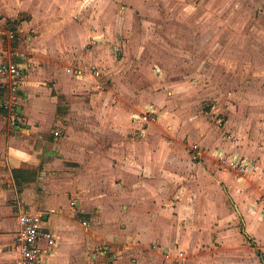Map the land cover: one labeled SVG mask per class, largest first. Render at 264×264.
Returning <instances> with one entry per match:
<instances>
[{
	"label": "crops",
	"instance_id": "1",
	"mask_svg": "<svg viewBox=\"0 0 264 264\" xmlns=\"http://www.w3.org/2000/svg\"><path fill=\"white\" fill-rule=\"evenodd\" d=\"M64 1L43 0V12L47 17L55 15L60 10L58 3ZM62 26L46 22L41 28L49 41L43 43L55 46L57 32L64 30L60 29ZM13 30L17 34L18 29ZM70 31L72 42L67 41L65 46L72 50V55L83 57L84 38L79 36L82 31L73 28ZM3 61L6 60L0 63ZM18 63L23 67L24 77L17 101L16 127H12L15 125L11 124L9 112L0 108V264H16L13 246L20 229L19 213L39 212L31 210L35 209V200L27 195L24 184L18 186L13 169L36 170L43 160L44 172L54 167L66 168V161L75 163L72 198L76 200L74 207L68 204V196L62 195L59 198L65 200L59 204L65 205V212L44 217L56 239L52 247L43 243L47 250L45 264H101L105 258L106 264H263L260 257L258 260L246 256L254 247L256 253L260 249L264 255V245L255 231L264 227L263 211L256 206L253 216L242 209L249 229L238 230L233 220L238 217L227 207L232 201L242 208L253 190L243 182L244 178L222 169L220 161L232 164L230 167L235 169L238 162L247 165L246 171L254 170L255 165L242 153L227 150L224 146L232 145L220 137L216 127L205 126L206 130H202L200 121L192 117L190 120L195 123L192 126H196L191 129L182 128L181 118L141 121L142 114L156 116L155 110L128 115L129 109L108 102L97 103V93L85 99L83 83L75 81L65 90L63 84L58 85L59 77L57 85L68 98V110L58 117V96L52 88L40 84L43 75L26 74V63ZM48 72L57 76L59 71ZM73 73L79 81L86 75L80 68ZM74 86L79 88L77 96L71 92ZM41 95L51 104L45 126L34 116ZM54 124L63 128L54 129L55 135L64 133L55 137L52 144L51 149L57 150L55 155L46 152L49 144L46 135L52 133ZM208 132H214L216 139L211 133L209 137ZM102 140L105 143L100 146ZM11 193L17 199L16 206L9 202ZM57 199L56 195L44 202L56 205ZM30 202L32 205L27 208ZM207 207L209 216L205 214ZM213 216L219 226L206 231L204 221ZM227 223L230 228L225 229ZM207 234L217 238L218 244L207 243ZM244 237L254 241L255 246H238ZM198 251L203 258L211 256V261L192 260ZM223 252L227 256H222Z\"/></svg>",
	"mask_w": 264,
	"mask_h": 264
},
{
	"label": "rangeland",
	"instance_id": "2",
	"mask_svg": "<svg viewBox=\"0 0 264 264\" xmlns=\"http://www.w3.org/2000/svg\"><path fill=\"white\" fill-rule=\"evenodd\" d=\"M42 1L0 0V61L10 57L26 63V74L43 75L40 84L52 88L58 96V117L68 110V98L58 85L69 90V84L78 82L84 85L85 99L97 93V103L129 109L128 115L154 109L159 117L157 122L181 118L182 128L191 129L196 126H192V117L200 121L202 130H206L205 126L216 127L220 137L232 145L224 146L227 150L242 153L255 165L254 170L239 171L220 161L222 169L244 178L243 182L251 185L254 192L242 208L232 201L227 207L238 217L233 218L238 230L248 232L242 209L255 216L257 206L264 215V0H61L64 2L57 5L60 10L48 17ZM46 22L63 25L53 47L43 43L49 41L41 28ZM13 28L18 31L10 38L5 31ZM71 28L82 31L79 36L84 38L83 57L72 55V50L65 46L67 41L72 42ZM96 36L101 38L95 40ZM79 68L86 72L83 81L73 73ZM55 70L59 76L48 72ZM76 87L71 91L73 96L79 92ZM36 103L34 116L45 126L51 104L42 95ZM54 129L63 128L54 124L52 133L46 135V152L53 155L57 152L51 149L55 137L64 134L55 135ZM210 133L207 135L216 139L214 132ZM104 143L102 140L99 144ZM65 164L66 168L54 167L44 172L43 160L34 170V180L22 183L30 199L35 200V209L31 210L47 212L54 208L55 214L64 213L65 205L59 204L65 200L59 198L62 195L68 196L69 205L76 202L72 198L75 163ZM56 195V205L44 202ZM16 201L11 193L9 202L16 206ZM31 205L32 202L26 207ZM206 210L209 216L208 207ZM204 223L206 231L219 226L215 216L206 217ZM223 227L230 228L228 223ZM255 231L264 245V227ZM205 238L207 243L218 244L210 234ZM243 244L251 247L252 241L244 237L238 246ZM246 256L260 259L255 247ZM105 259L101 264L108 263ZM211 259L208 255L203 258L199 251L192 258L207 263Z\"/></svg>",
	"mask_w": 264,
	"mask_h": 264
},
{
	"label": "built area",
	"instance_id": "3",
	"mask_svg": "<svg viewBox=\"0 0 264 264\" xmlns=\"http://www.w3.org/2000/svg\"><path fill=\"white\" fill-rule=\"evenodd\" d=\"M5 34L10 38L16 36L15 30H7ZM19 54V53H17ZM23 67L16 61L9 59L0 63V108L7 110L10 114L12 124L17 121V101L19 100V91L23 84ZM141 121H156L157 117L153 114H142ZM58 133V132H57ZM236 162H233L235 164ZM237 168L246 171L248 166L236 163ZM76 202H72V205ZM63 212V208H59ZM57 209H51L47 212L22 211L18 215L20 229L14 243L16 253V264H45L46 249L43 243L52 247L56 243L55 234L46 226L45 215L54 214ZM183 254V253H181Z\"/></svg>",
	"mask_w": 264,
	"mask_h": 264
},
{
	"label": "trees",
	"instance_id": "4",
	"mask_svg": "<svg viewBox=\"0 0 264 264\" xmlns=\"http://www.w3.org/2000/svg\"><path fill=\"white\" fill-rule=\"evenodd\" d=\"M53 94L56 95V92L53 91ZM61 96L62 95H59V97H61ZM35 174H36V171H34V170L23 169V168L13 169V175H14V178H15L18 186H21L22 183H24V182L34 180ZM250 241H252V240L250 239ZM252 244L255 246L254 241H252ZM257 254L260 256V258L262 259L263 264H264L263 252L260 249H258Z\"/></svg>",
	"mask_w": 264,
	"mask_h": 264
}]
</instances>
